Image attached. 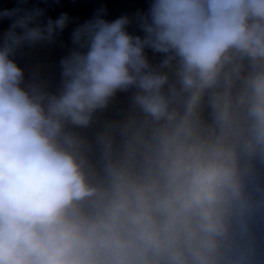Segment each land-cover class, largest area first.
Here are the masks:
<instances>
[{"label":"clouds","instance_id":"obj_1","mask_svg":"<svg viewBox=\"0 0 264 264\" xmlns=\"http://www.w3.org/2000/svg\"><path fill=\"white\" fill-rule=\"evenodd\" d=\"M20 12L0 11V264H264V0H150L143 35L102 8L55 91L14 57L69 17Z\"/></svg>","mask_w":264,"mask_h":264}]
</instances>
